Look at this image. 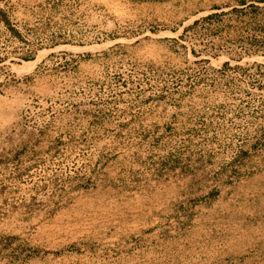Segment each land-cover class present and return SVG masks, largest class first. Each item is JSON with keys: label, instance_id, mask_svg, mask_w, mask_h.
<instances>
[{"label": "rangeland", "instance_id": "rangeland-1", "mask_svg": "<svg viewBox=\"0 0 264 264\" xmlns=\"http://www.w3.org/2000/svg\"><path fill=\"white\" fill-rule=\"evenodd\" d=\"M0 264H264V0H0Z\"/></svg>", "mask_w": 264, "mask_h": 264}]
</instances>
